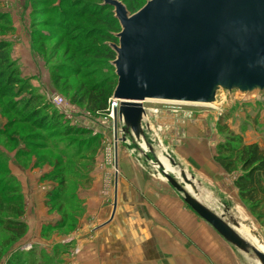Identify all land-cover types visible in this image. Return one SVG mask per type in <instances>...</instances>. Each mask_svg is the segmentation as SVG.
I'll return each mask as SVG.
<instances>
[{
	"label": "rangeland",
	"instance_id": "1",
	"mask_svg": "<svg viewBox=\"0 0 264 264\" xmlns=\"http://www.w3.org/2000/svg\"><path fill=\"white\" fill-rule=\"evenodd\" d=\"M71 1L0 0V48L3 47L7 52L8 67L14 68L17 72L16 85L27 84L42 101L50 104L51 110L70 109L75 115L73 118L83 123L73 125L88 128L91 134L98 135V140L87 147L86 144L90 140L87 135L64 132L65 123H69V120L62 113L61 124L56 128L48 126L45 130H35L29 122H23L27 112L21 110L22 104L14 102L16 97L19 99L23 96V94L17 96V87L11 88L9 92L0 91V131H5V135H0V158H3L7 151L15 150L17 144L21 145L27 132L38 131L42 137L40 142L47 145L36 154L33 153L27 160V163H33L36 155L35 157L40 159L37 162L38 166H45L48 169L42 176L44 182L42 191L34 192L31 189L26 192L27 203L32 207L26 215L23 214L22 219L29 223L36 221L38 216L33 207L38 204L41 206L40 199L44 201L49 212L55 213L57 217L53 224L47 223L42 226L40 239L35 236L36 230L32 229L29 232V240L24 234L25 236L10 242L9 234L0 228V264H10V260L14 261V264H77L76 258L81 253L79 245L76 246L75 243L71 245L66 236L78 229L80 217L86 212L85 202L93 197L103 200L110 206V210L114 201L116 205L118 201L121 202L123 210L121 215L134 217V223L137 222L138 229L132 231V237H136L134 242L138 245L143 242L140 233L144 228L149 230L148 220H152V264H162V260L164 264L165 257L161 255L160 240L155 233L168 228L169 264H178L177 255L173 254L175 237H179L188 225L204 235H213L212 238L218 234L184 203L183 195L165 179L158 165L160 163L164 166L163 158H166L172 167L167 172L174 178L182 181L178 172L183 171L186 174L193 184V186L185 184L186 190L201 203L220 215L239 234L245 225L256 232L264 242V226L238 195L233 184L235 173H226L214 160L216 145L230 136H239L246 143L257 142L264 146V95L261 94L250 96L234 94L216 106L143 102L145 110L143 124H148L150 129L147 131L144 128L145 138H140L139 141L127 134L124 149L134 157L132 159L136 160L135 165L138 169L145 173L147 184L137 186L136 192L134 186L131 187L132 192L124 189L120 196H117L112 190L113 176L107 173L100 181L102 186L98 192H89L88 195L86 192H80L81 188L91 186L96 177L93 171L98 148H105L106 155L112 158L110 143L115 128L113 117L108 115L107 109L104 112H92L85 107V103H78L71 96L81 81L93 84L105 77L113 79L115 74L110 61L93 58L91 55L83 56V52H75L76 59H81L84 63L81 73L93 70L85 80L53 70V63L63 59L66 37L82 34L89 27L84 28V25H80V20L70 18L65 26V32H60L46 24L36 26L35 17L52 20L63 12L71 15L77 9V6H72ZM35 8L42 10L34 14ZM34 27L43 29L40 37L36 36ZM59 40L61 44L55 49ZM103 41L102 38L98 39V43ZM76 44L78 48L93 47V42L90 41L80 40ZM75 49L72 47L68 55ZM55 95L63 98L60 108L51 103ZM109 100L110 97L108 105ZM19 110L20 112H17ZM9 122H13L10 128L7 125ZM116 126L117 142H120L119 138L123 136L120 131L122 123L117 120ZM97 129L105 132L106 139ZM12 135L14 138H11ZM58 149L62 151L64 158L58 155ZM85 155H89V158ZM110 165L111 169L117 172V168L115 166L113 168V160ZM51 172L53 174H50ZM58 172H61L62 176L55 174ZM59 177L65 179L64 184L60 185ZM127 180L123 183L126 189H130L131 184ZM5 184L9 187L13 185L3 168L0 170V187ZM160 203H163V209ZM136 205L137 208L134 207ZM6 215V211H0V216ZM137 217H140L141 221L139 218L136 220ZM161 217L167 224L161 225ZM176 219L186 224L180 225ZM62 224H65V227L59 228ZM244 235L246 237L241 236L257 247L255 241ZM80 239L81 237H78V240ZM75 240L76 238L74 242ZM224 245L227 253H232L234 261L236 259L239 264H259L251 251L243 252L228 242H224Z\"/></svg>",
	"mask_w": 264,
	"mask_h": 264
},
{
	"label": "water",
	"instance_id": "2",
	"mask_svg": "<svg viewBox=\"0 0 264 264\" xmlns=\"http://www.w3.org/2000/svg\"><path fill=\"white\" fill-rule=\"evenodd\" d=\"M101 2L119 24L108 45L115 53L110 98L118 101L113 120L115 130L122 123L121 141L127 134L145 138V101L216 106L234 94L264 95V0H146L132 13L121 0ZM158 165L194 213L264 264V250L186 190L193 184L183 171L179 181Z\"/></svg>",
	"mask_w": 264,
	"mask_h": 264
},
{
	"label": "trees",
	"instance_id": "3",
	"mask_svg": "<svg viewBox=\"0 0 264 264\" xmlns=\"http://www.w3.org/2000/svg\"><path fill=\"white\" fill-rule=\"evenodd\" d=\"M126 8L130 11H136L146 0H121ZM72 6H77V9L68 15L58 14L57 17L50 19H38L35 17L34 24H46L63 32L70 18L80 20V25L89 27L82 34H73L66 37L65 48L62 52L61 60L53 63V70L57 72H65L76 78L85 80L92 71L81 73V68L84 66L83 60L76 59L75 52H83V56L93 58H101V60L109 62L115 57V53L108 45V42L115 41L114 33L119 31V24L114 17L112 9L109 5L101 2V0H72ZM40 8L34 9V14L41 11ZM92 21V22H91ZM51 22V23H50ZM43 26V25H42ZM33 31L36 36L40 37L43 29L34 27ZM65 32V31H64ZM52 33H47V35ZM65 34V33H63ZM104 41L98 43V39ZM93 42L92 48L79 47L76 44L78 41ZM59 40L55 49L59 47ZM75 47L76 49L68 55L69 50ZM7 52L3 47L0 48V91L9 92L13 87H17V96L23 94L14 102L21 103V110L27 112L23 117V122H29L35 130H45L48 126L56 128L61 124L63 115L57 110H51L49 103L42 101L39 95L34 94L32 88L27 84L20 83L16 85L17 78L16 70L9 68ZM116 84V76L113 79L105 77L93 84H87L86 81H81L78 88L72 94V99L78 103H85V107L92 112H104L108 106V98L111 96L112 90ZM79 93V94H78ZM17 112H20L17 111ZM13 122L7 123L8 128L12 127ZM64 132L74 135H87L90 139L86 146H91L92 142L98 140V135L91 134L88 128L78 127L70 123H65ZM0 135H5V131H0ZM11 138H14L12 135ZM41 133L38 131L27 132L21 145L17 144L15 155L19 161L26 162L33 153L47 147L45 143H41ZM11 142V140H8ZM58 155L64 158L62 151L58 149ZM33 166H38L39 158L35 157ZM89 158V155H85ZM4 158H0V170L5 169L8 174V179L13 183L12 187L3 185L0 187V211H6V216H0V228L9 234V241H16L23 236L27 230V224L22 219L24 214V200L20 191L16 178L10 173L4 164ZM91 158V157H90ZM72 160V158H69ZM214 160L223 168L226 173H235L233 184L237 189L238 195L244 201L249 211L256 219L264 226V146L257 142L246 143L239 136H230L223 142L216 145ZM50 174H53L52 172ZM61 175V172L55 173ZM56 175V176H57ZM62 176V175H61ZM60 178V177H59ZM64 178H60V185L64 184ZM65 227L62 224L59 228ZM55 228V227H54ZM56 229V228H55ZM10 264L14 261L10 260Z\"/></svg>",
	"mask_w": 264,
	"mask_h": 264
},
{
	"label": "crops",
	"instance_id": "4",
	"mask_svg": "<svg viewBox=\"0 0 264 264\" xmlns=\"http://www.w3.org/2000/svg\"><path fill=\"white\" fill-rule=\"evenodd\" d=\"M58 112L65 115V118L69 120L70 124L83 125V123H79L77 119L73 118L75 115H73L70 109L60 108ZM79 120L82 121L83 119L79 118ZM97 131L103 135L105 134L104 131L98 129ZM116 131L117 130L114 131L112 143H110L112 158L106 155L105 148H98L95 155V167L93 171L96 177L91 186L81 188L80 192H86L87 195L89 192H98L101 189L100 186H102V183H100L101 179L109 174L113 176L112 190L114 191V195L116 193L117 196H120L124 189L132 192L133 190L131 187L134 186V192H136L137 186L147 184L145 181V173L138 169L135 165L136 160L132 159L134 157L129 154L128 150L124 149L127 143L121 141V137L119 138L120 142H117ZM104 138L106 139L105 135ZM15 150L7 151L3 162L10 173L16 178L20 186V191L24 200V214L26 215L32 207L30 203H27L26 192L31 189H33L34 192L42 191V185L44 183L42 182V176L48 168L45 166H33V163L29 161V163H27V161H19L15 155ZM112 160L113 168L115 166L117 172L111 169L110 162L112 163ZM212 168L215 169L214 166H212ZM126 179H128L127 181L131 184L130 189H126V185L123 183ZM39 201L41 202V206L38 204L33 207L38 216L36 221L33 220L32 223H29L27 220L25 221L27 224L25 235L28 240L29 232H31L32 229L34 231L36 230L35 236L40 239L42 226L47 223L53 224L57 218L55 213L49 212V209L44 205L42 199ZM113 203L115 206L113 207L112 204L110 210V206L100 198L93 197L85 202L86 212L80 217V224L76 230L77 232L72 231L66 236L71 242V245H73V243H75L76 246L79 245L81 253L76 258L78 261L77 264H152V220H148L150 224L149 230L144 228L142 233H140V238L143 242L138 245V243L134 242L136 237H132V231L135 232L138 229L137 222L134 223V217L121 215L123 210L120 201H118L117 205L115 201ZM160 205L163 209V203H160ZM134 207L137 208L138 206L136 205ZM137 219L141 221L140 217H137L136 220ZM177 222L180 225L186 224V222L181 220H177ZM160 223L161 225L163 223L167 224V221L161 217ZM182 228L184 229L185 226ZM185 229L179 237H175L176 243L173 247V254L177 255L178 264H239V261L236 259L234 261L232 253H227L224 245V242L227 241L222 239L216 231L218 235L212 238L213 235H204L197 232L193 230L194 228L190 225ZM155 234L160 240L161 255L165 257L164 264H169L170 259L168 253L170 251V236L168 228L164 230L161 229L160 232H156ZM240 234L246 237L242 232ZM78 237H81V239L78 240ZM82 237L86 238L83 239ZM75 238L76 242H74ZM259 241L264 247V242L260 238ZM131 247L132 250H130ZM257 247L262 249L258 245ZM161 263L163 264V260Z\"/></svg>",
	"mask_w": 264,
	"mask_h": 264
},
{
	"label": "bare ground",
	"instance_id": "5",
	"mask_svg": "<svg viewBox=\"0 0 264 264\" xmlns=\"http://www.w3.org/2000/svg\"><path fill=\"white\" fill-rule=\"evenodd\" d=\"M163 163H164V168L165 170L169 171V169H172V167L169 166L167 159L163 158L162 159ZM172 171V170H171ZM241 231L246 234L247 236H249L253 241H255L257 243V245L259 247H261L262 249H264L263 245L260 243L259 241V237L256 234V232H254L252 229H250L249 227H246L245 225L241 228Z\"/></svg>",
	"mask_w": 264,
	"mask_h": 264
},
{
	"label": "built area",
	"instance_id": "6",
	"mask_svg": "<svg viewBox=\"0 0 264 264\" xmlns=\"http://www.w3.org/2000/svg\"><path fill=\"white\" fill-rule=\"evenodd\" d=\"M51 103L54 104L57 107H60V105H62L63 103V98L60 97L59 95H55L52 99H51ZM118 105V101H114L110 98L109 100V105L107 107V111H108V115L110 117H113V107Z\"/></svg>",
	"mask_w": 264,
	"mask_h": 264
}]
</instances>
